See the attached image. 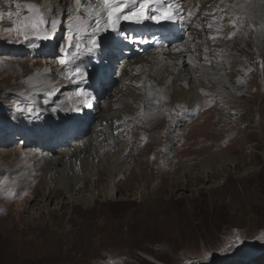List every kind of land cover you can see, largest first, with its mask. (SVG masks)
<instances>
[{
  "label": "rangeland",
  "instance_id": "rangeland-1",
  "mask_svg": "<svg viewBox=\"0 0 264 264\" xmlns=\"http://www.w3.org/2000/svg\"><path fill=\"white\" fill-rule=\"evenodd\" d=\"M57 1L55 17L50 8ZM79 2L0 0V264H264V24L242 25L224 37L247 65L225 72L223 90L201 84L196 114L165 107L185 116L172 139L173 153L163 147L151 154L148 138L143 142L141 133H132L126 166L110 176L101 169L98 185L92 186L89 174L81 176L78 163L57 171L48 188L42 180L29 185L30 178L44 172L32 171V161L25 172L18 167L29 148L42 146L35 136L38 123L49 132L41 139L60 135L49 142L57 150L80 134L91 133L101 119L94 111H62L63 97L38 86L41 76L59 70L76 79L77 62L87 51L84 34L74 26ZM159 13L152 10L153 18ZM145 21H167L175 32L159 34L160 27L141 32L137 25ZM182 25L169 16L130 19L123 21V30H108L113 32L110 38L100 39L105 47L101 57L93 53L89 60L94 69L90 86L101 102L108 95L114 106L112 121L98 133L94 149L109 150L113 133L124 122L128 125L121 139L145 122L158 142V132L151 133L157 126L154 117L147 112L127 114L138 97L136 88L124 91L119 100L111 94L122 88L121 62L159 47L154 40L158 35L163 44L179 42L185 38ZM134 34H141L143 41L132 43ZM35 71H40L39 77ZM177 93L173 91L169 99ZM225 110L228 126L220 125ZM212 117L215 133L197 147L202 136L190 138L189 127L195 121V128H201ZM193 144L198 145L191 148ZM175 155L180 159L172 166ZM95 156L90 165L94 172L101 168V156ZM207 160L212 167L202 171ZM23 176L30 192L17 183ZM70 178L66 187L59 184ZM35 188L37 194H32ZM43 192L50 194L44 197Z\"/></svg>",
  "mask_w": 264,
  "mask_h": 264
},
{
  "label": "bare ground",
  "instance_id": "bare-ground-1",
  "mask_svg": "<svg viewBox=\"0 0 264 264\" xmlns=\"http://www.w3.org/2000/svg\"><path fill=\"white\" fill-rule=\"evenodd\" d=\"M59 4V1L51 4L52 8H50V11L51 13L52 11L56 13L55 17L57 16ZM152 10H158L161 13V17L167 15L181 21L185 24L184 31L188 35L177 43H160L159 47L126 58L123 63L121 62L122 71L119 79L122 82V88L112 92L111 96L119 100L120 97L124 96V91L135 87L136 96L138 97L135 98V102H133L127 114L147 112L151 118L154 117L157 120V126L153 132L151 130V133L158 132L159 143L153 140L149 129L146 130L147 123L145 122L140 123V129L130 130L125 135L126 138L121 139L120 136L124 132V127L128 125V122H124L120 123V126L118 125L115 133H113V140L109 141V150L94 149L95 144L98 143V133L104 129L108 121H112L111 108L114 105L111 106L110 100L112 98H108V95L101 102L99 94L90 86L94 69L90 68L89 60L95 55H99V57L103 55L101 49L105 47V44H99V41L100 39L107 40L110 38L113 32L108 30H123L122 23L125 20L144 17L157 20L152 17ZM261 24H264V0H80L74 26L84 34L87 51L77 62L79 70H76V79L68 77L64 70H54V73L46 74L42 79L41 76L38 86L40 90L53 92V95L63 97L62 105L59 107L62 111L65 110L70 113H89L94 111L100 113L101 119L98 120L99 123L93 126L91 133L80 134L72 144L61 145L57 150H54L52 145L57 141L55 136L60 135L54 134L53 136L48 134L44 138H48L49 141L41 139V136L49 132L42 129V126L38 123L35 127V136L40 140L42 146L29 148L22 157L23 159H21L18 169H22V172H25L26 166L32 161L34 163L31 167L32 171H42L44 173L30 178L28 181L29 185H39L43 182L48 188L55 180L54 175L57 171H61L64 167H68L73 163H78L83 167L81 176L84 177L89 174V177L94 179L91 183L92 186H96L101 183V169L107 171L110 176L114 172L121 171L126 166L129 157L126 148L131 140L132 133H141L144 136L143 142L148 138L151 142L149 148L151 154H155L163 147L167 149L168 153H173L172 139L185 116H180L181 114L174 115L168 110L169 108L165 107H170L174 111L184 112L186 113L185 115L196 114L193 111L198 109L202 95L201 90L203 89L199 87L201 84L204 85L203 87L207 86L215 91L223 90L222 88L227 85V73L225 74V72L229 69H244L247 65L234 50H230V46L224 41V37L232 34L239 26L261 27ZM93 53L95 54L92 56ZM35 72V76L39 77L40 71ZM70 84L74 86H68ZM33 88L30 90L32 91ZM173 91L178 93L173 100H170L168 95ZM42 106L44 110H48L47 106ZM163 112L166 113L165 116ZM228 113L225 110L224 114H221L223 120L220 125H229V122L224 121ZM65 114L67 116L70 115L69 113ZM127 114L126 116L129 117ZM217 114V112L214 114V118ZM138 116H133L132 119L137 121ZM72 117H68V121ZM214 118L212 117L213 120H208L201 128H195V121L190 125V138L193 139L196 134L202 136V138H199L200 141H197V143H201L199 145L193 144L190 146L191 148L197 145L199 147L201 144L205 145V143L211 141L217 127ZM150 124L148 121V127H150ZM164 125H166V128L163 127ZM165 139L167 140L166 142ZM50 140L53 143H49ZM136 150L134 152H137ZM95 154L101 156L99 161L101 168L94 172L90 171V165L96 160ZM179 159V156L175 155L173 160H171L173 162L172 166L177 165ZM223 159L226 161L229 157L225 156ZM122 163L124 164L122 165ZM211 164L212 161H204L202 163V171L210 169L212 167ZM185 170L190 171L192 169L191 167H185ZM22 175L25 174L23 173ZM26 178L27 176L21 177L17 183L21 187H26ZM41 180L42 182L40 183ZM71 181L72 179L70 178L65 180L64 183L59 182V184L66 187ZM83 181L81 183L82 187L86 183L85 180ZM111 181L113 180L111 179ZM31 186L26 187L27 192L31 191ZM37 188L33 189L32 194H37ZM112 193H114L113 188L110 195ZM48 194L47 192L42 193L44 197Z\"/></svg>",
  "mask_w": 264,
  "mask_h": 264
}]
</instances>
